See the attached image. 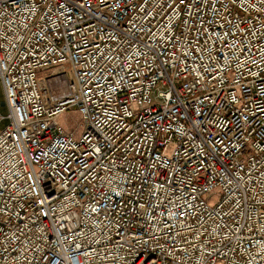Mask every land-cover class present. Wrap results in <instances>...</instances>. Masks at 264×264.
I'll return each mask as SVG.
<instances>
[{
    "label": "built area",
    "instance_id": "2783aa9c",
    "mask_svg": "<svg viewBox=\"0 0 264 264\" xmlns=\"http://www.w3.org/2000/svg\"><path fill=\"white\" fill-rule=\"evenodd\" d=\"M0 84V264H264V0H0Z\"/></svg>",
    "mask_w": 264,
    "mask_h": 264
},
{
    "label": "rangeland",
    "instance_id": "374dc122",
    "mask_svg": "<svg viewBox=\"0 0 264 264\" xmlns=\"http://www.w3.org/2000/svg\"><path fill=\"white\" fill-rule=\"evenodd\" d=\"M5 101V96L3 89L0 84V115L5 116L7 114V107L6 105H2L1 103ZM78 115L75 110H69L66 113H64L60 120L59 123L61 126L65 127L68 130H71L75 132V134H79L80 127H79V122H78ZM7 123V120H2L0 123V128L4 127Z\"/></svg>",
    "mask_w": 264,
    "mask_h": 264
}]
</instances>
